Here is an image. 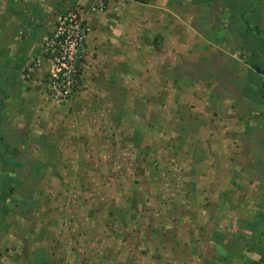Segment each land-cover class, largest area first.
<instances>
[{
    "label": "rangeland",
    "instance_id": "obj_1",
    "mask_svg": "<svg viewBox=\"0 0 264 264\" xmlns=\"http://www.w3.org/2000/svg\"><path fill=\"white\" fill-rule=\"evenodd\" d=\"M57 22L21 70L27 94L16 87L0 106V158L6 148L13 188L0 221V256L6 258L0 264L36 258L33 264H252L239 261L243 242H222L224 252L207 239L213 228L240 218V206L252 212L261 194L240 182L243 190L234 196H212L191 174L199 156L207 158V149L192 148L220 138L209 130L197 134L195 126L207 121L220 129L224 118L217 116L227 110L216 108L214 120L207 111L198 120V107L187 108L192 88L179 87L187 77L212 72L207 83L222 97L237 80L217 60L171 50L150 60L117 39L87 68L93 57L87 23L78 83L57 101L44 80L47 69H31ZM117 45L122 51L115 52ZM230 136L237 138L233 131ZM1 167L0 160V177Z\"/></svg>",
    "mask_w": 264,
    "mask_h": 264
},
{
    "label": "crops",
    "instance_id": "obj_2",
    "mask_svg": "<svg viewBox=\"0 0 264 264\" xmlns=\"http://www.w3.org/2000/svg\"><path fill=\"white\" fill-rule=\"evenodd\" d=\"M86 2L0 0V102L5 104L16 87H20L21 96L27 94L22 87L25 80L21 74L27 58L65 11L76 5L85 6ZM87 19L91 30L89 41H92L87 42V47L93 54L87 68L92 67L94 61H101L108 44L117 39L150 60L154 54L167 58L170 50L177 55L201 56L205 62L217 60L223 70L231 74L230 79L237 80L235 90L222 97H216L211 84L207 83V79H212V72L203 75L205 79L187 77L179 87L192 88L191 105L187 108L193 111L198 107L195 111L198 120L204 118L207 111L214 120L219 113L216 108H225L228 113L217 116L225 119L220 129L213 121L214 126L205 123L207 121L195 126L197 134L209 130L214 136L218 133L220 138H213L215 143L192 148L193 151L207 149V158L199 156L194 164L193 181L209 189L212 196L218 192L224 197L234 196L243 190L240 182L254 185L255 194H261L252 212L241 206L239 211L234 209L240 218L232 219L223 230L213 228L207 242L222 249V242H243L245 249L239 250V261L249 259L252 264L258 263L264 255V0H113L103 15ZM120 49L121 45L115 46V52L122 51ZM184 99L188 103V98ZM231 131L238 139L233 141ZM138 134L134 130L132 136ZM20 141L22 143V139ZM6 210L8 207H3L0 213L6 215ZM249 215L255 219L244 217ZM4 219L1 218V223ZM1 227L5 225L0 224ZM3 260L5 262L6 258L1 255L0 262ZM40 260L30 261L33 264ZM160 260L168 262L164 257Z\"/></svg>",
    "mask_w": 264,
    "mask_h": 264
},
{
    "label": "built area",
    "instance_id": "obj_3",
    "mask_svg": "<svg viewBox=\"0 0 264 264\" xmlns=\"http://www.w3.org/2000/svg\"><path fill=\"white\" fill-rule=\"evenodd\" d=\"M113 0H87L85 6L76 5L58 19L52 34L39 47V56L31 68L43 73L47 85L53 91L51 97L63 101L78 83L80 60L86 49L88 33L87 17L107 11ZM46 73V74H45Z\"/></svg>",
    "mask_w": 264,
    "mask_h": 264
},
{
    "label": "trees",
    "instance_id": "obj_4",
    "mask_svg": "<svg viewBox=\"0 0 264 264\" xmlns=\"http://www.w3.org/2000/svg\"><path fill=\"white\" fill-rule=\"evenodd\" d=\"M6 94H4L5 97ZM0 106L3 108L5 107L3 102H1ZM8 153V150L5 148L3 153L1 154V163H2V174L0 177V196H1V200H0V210L3 209V207H9V203L6 202V200L9 198V196L11 195V193L13 192V188L10 184L11 182V177L9 176V170H11L12 166L11 163H9L6 160H3L6 156L5 154ZM10 167V168H9ZM6 213V212H5ZM5 216V214L3 215L2 213H0V218H3ZM224 250L228 251V247L224 246L223 248ZM225 258H223L222 260H224ZM264 263V255H261V259L258 263L256 264H263ZM217 264H223L217 261ZM254 264V263H253Z\"/></svg>",
    "mask_w": 264,
    "mask_h": 264
}]
</instances>
